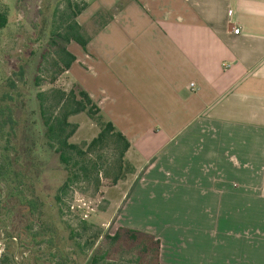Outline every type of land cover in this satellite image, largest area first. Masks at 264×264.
<instances>
[{"label": "crops", "instance_id": "crops-1", "mask_svg": "<svg viewBox=\"0 0 264 264\" xmlns=\"http://www.w3.org/2000/svg\"><path fill=\"white\" fill-rule=\"evenodd\" d=\"M100 11L66 74L130 141L127 210L168 205L160 264H264V0H91L82 30Z\"/></svg>", "mask_w": 264, "mask_h": 264}, {"label": "rangeland", "instance_id": "rangeland-1", "mask_svg": "<svg viewBox=\"0 0 264 264\" xmlns=\"http://www.w3.org/2000/svg\"><path fill=\"white\" fill-rule=\"evenodd\" d=\"M89 1L0 0V7L7 10L9 19L7 27L0 31V84L7 78L16 79L22 93L17 94L16 107L24 122L16 144L22 161L28 162L26 165L36 178V195L41 203L39 212L29 217L27 208L9 197L7 185L0 182V264H89L94 256L101 264H155L154 250L144 253V249L153 247L151 239L158 238L143 227H147L144 223L159 227L157 221L161 216L156 206L168 205L154 206L143 201L140 216L127 210L138 163L133 155L126 154L127 162L119 170V145L110 144L89 155L87 158L96 165L90 168L88 178H80L66 194L60 193V203L55 200L66 175L58 156L46 146L36 94L52 88L68 92L74 87L66 72L56 65L58 49L51 45V37L64 28L63 22L74 12L69 2L85 9ZM113 13H97L89 26L83 30L81 27L84 37L88 38L112 19ZM42 55L45 60H41ZM21 69L25 70L24 82L17 80ZM37 75L39 87L34 84ZM70 121L78 127L71 142L82 148L99 134L100 129L85 113L72 116ZM1 145L0 142V159ZM117 175L120 178L115 184ZM185 213L179 212L181 218H185ZM182 228L188 234L197 230L194 226ZM129 230L143 235L134 237ZM32 233L40 234L37 241L29 237Z\"/></svg>", "mask_w": 264, "mask_h": 264}, {"label": "trees", "instance_id": "trees-1", "mask_svg": "<svg viewBox=\"0 0 264 264\" xmlns=\"http://www.w3.org/2000/svg\"><path fill=\"white\" fill-rule=\"evenodd\" d=\"M69 6L74 9L72 15L67 21L63 22L64 28L58 32H54L51 37V45L57 47L56 65L60 66V71L65 73L70 70L76 57L69 52L68 45L71 42H76L84 50L87 49L88 39L81 32V26L76 21L77 17L84 9H80L78 5ZM8 12L0 7V31L8 25ZM41 60H45V55H42ZM43 62V61H42ZM41 64V63H40ZM38 65L37 72L41 65ZM17 80L24 82L25 70L21 69ZM36 87L40 86V77L34 78ZM19 92L16 79L7 78L0 84V142H1V159H0V182L5 183L8 187V196L18 202L19 206L27 208L29 217H34L41 208L39 197L36 195L35 177L31 175L28 162L22 161L23 156L16 144L21 131L20 126L23 117L17 113V99ZM17 96V97H16ZM38 105V114L40 121L45 130L46 146L58 156L59 164L65 172V181L58 195L56 202L60 203L59 194H66L72 184L80 178L87 177L90 173V168L96 165L87 157L100 149H104L110 144L119 145V170L122 169L126 161V154L131 148L130 141L127 137L114 125L107 115L100 109L98 104L92 97L77 83L70 91L64 89L52 88L47 91H38L36 94ZM85 113L93 120L100 129L99 134L95 137L86 148H82L76 143L71 142V138L77 131V126L70 121L72 116ZM118 175L114 179L115 184L119 181ZM28 194L30 197H28ZM28 231L31 230L30 224ZM27 228V227H26ZM129 233L136 237L142 233L134 230H129ZM40 234H31L29 237L33 241H37ZM120 234H117V238ZM152 238V237H150ZM155 240V241H153ZM151 246L144 249L145 252L154 250L156 261L159 262L160 240L151 239ZM89 264H101L100 259L94 256L89 261Z\"/></svg>", "mask_w": 264, "mask_h": 264}, {"label": "built area", "instance_id": "built-area-1", "mask_svg": "<svg viewBox=\"0 0 264 264\" xmlns=\"http://www.w3.org/2000/svg\"><path fill=\"white\" fill-rule=\"evenodd\" d=\"M230 14H232V11L230 12ZM234 34L238 35L240 33V29L239 28H236L234 29Z\"/></svg>", "mask_w": 264, "mask_h": 264}]
</instances>
